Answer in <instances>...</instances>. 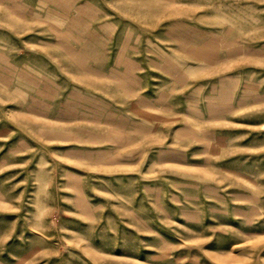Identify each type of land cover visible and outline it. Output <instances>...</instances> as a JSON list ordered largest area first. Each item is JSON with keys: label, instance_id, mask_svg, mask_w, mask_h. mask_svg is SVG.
<instances>
[{"label": "rangeland", "instance_id": "obj_1", "mask_svg": "<svg viewBox=\"0 0 264 264\" xmlns=\"http://www.w3.org/2000/svg\"><path fill=\"white\" fill-rule=\"evenodd\" d=\"M0 264H264V0H0Z\"/></svg>", "mask_w": 264, "mask_h": 264}]
</instances>
